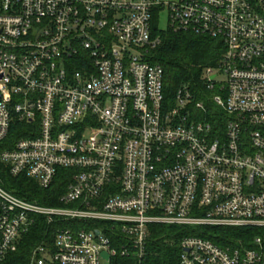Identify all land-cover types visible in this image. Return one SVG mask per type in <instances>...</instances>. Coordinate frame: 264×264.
Instances as JSON below:
<instances>
[{"label": "built area", "instance_id": "2783aa9c", "mask_svg": "<svg viewBox=\"0 0 264 264\" xmlns=\"http://www.w3.org/2000/svg\"><path fill=\"white\" fill-rule=\"evenodd\" d=\"M157 7L221 41L203 76L219 116L187 90L166 102ZM16 121L8 174L64 190L46 205L0 184V264L38 218L51 236L27 264H150L152 225L259 229L236 247L187 232L178 264H264V0H0V143Z\"/></svg>", "mask_w": 264, "mask_h": 264}, {"label": "trees", "instance_id": "16d2710c", "mask_svg": "<svg viewBox=\"0 0 264 264\" xmlns=\"http://www.w3.org/2000/svg\"><path fill=\"white\" fill-rule=\"evenodd\" d=\"M160 8L157 7L151 19V33L159 37V43L147 52V60L159 64L163 69V90L166 102H172L178 90H187L195 101H203L207 107V117L215 118L221 110L207 100L210 92L204 85V72L207 68H217L223 53V45L218 39L202 34L186 31H173L169 26L166 30L157 28ZM79 68L80 67H74ZM26 122H14L0 150L10 147L18 138L30 135ZM62 171V170H61ZM0 184L16 195L30 200H36L46 205H58V196L62 193L63 183L56 180L50 187L43 189L26 177H12L7 167L0 162ZM52 229V228H51ZM42 218H38L23 236L17 251L11 253L4 264H27L28 256L36 244L51 236V230ZM196 231L220 246L236 247L243 242L251 245L254 235L260 233L256 228L234 227H201L187 228L178 225H152L148 242V257L150 264H178L181 236L187 232Z\"/></svg>", "mask_w": 264, "mask_h": 264}, {"label": "rangeland", "instance_id": "374dc122", "mask_svg": "<svg viewBox=\"0 0 264 264\" xmlns=\"http://www.w3.org/2000/svg\"><path fill=\"white\" fill-rule=\"evenodd\" d=\"M163 1H169V0H163ZM168 26H169L168 12L166 9H163L160 11L158 16L157 28L159 30H166ZM215 73H216V81L223 82L225 80V76L221 71L216 70ZM46 259L50 260V256H47ZM102 264H108V263L106 261H102Z\"/></svg>", "mask_w": 264, "mask_h": 264}, {"label": "water", "instance_id": "95a60500", "mask_svg": "<svg viewBox=\"0 0 264 264\" xmlns=\"http://www.w3.org/2000/svg\"><path fill=\"white\" fill-rule=\"evenodd\" d=\"M103 256L107 257V254L104 252V253H103Z\"/></svg>", "mask_w": 264, "mask_h": 264}]
</instances>
